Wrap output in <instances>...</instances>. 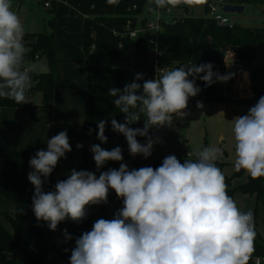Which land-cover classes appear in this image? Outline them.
<instances>
[{"label": "clouds", "instance_id": "9594fccd", "mask_svg": "<svg viewBox=\"0 0 264 264\" xmlns=\"http://www.w3.org/2000/svg\"><path fill=\"white\" fill-rule=\"evenodd\" d=\"M180 2L148 0L147 7L153 12ZM24 35V24L13 10L12 0H0V98L17 104L27 102L32 73L39 72L36 65L25 67ZM225 64L230 67L232 61L225 60ZM213 68L210 62L156 66L154 78L144 79L142 73H136L123 89L108 90L114 97L112 103L124 115L123 122L112 118L111 128L126 138L132 157L149 158L154 144L161 142L159 137L149 136L150 129L171 128L174 118L189 115V99L201 92L197 79L210 87L235 76L231 72L222 75ZM196 106L203 108L200 101ZM141 116L143 127H131ZM232 121L235 170H244L253 179L264 177V96L246 115ZM107 124L105 119L97 123V139L102 144L108 141ZM92 131L89 129V134ZM138 136L147 138L146 143H140ZM82 147L77 144L78 149ZM71 151L68 134L61 131L47 140L46 150H38L30 158L32 171L27 178L34 187L31 207L36 220L45 222L51 231L65 220L80 223L88 206L108 202L110 190L123 207L113 219L96 220L90 231L76 238L70 264H249L256 235L254 214L241 211L228 195L225 176L215 163L222 156L220 147L190 150L183 163L170 154L156 168L130 170L120 163L118 169L100 171L109 161L122 162V149L106 150L93 144L90 151L98 177L92 171L72 169L66 179L56 182L53 191H44L59 160ZM63 235L65 241L72 239L67 229Z\"/></svg>", "mask_w": 264, "mask_h": 264}, {"label": "trees", "instance_id": "16d2710c", "mask_svg": "<svg viewBox=\"0 0 264 264\" xmlns=\"http://www.w3.org/2000/svg\"><path fill=\"white\" fill-rule=\"evenodd\" d=\"M85 15L82 30V45L85 53V62L88 69V80L86 87L85 115L81 123L65 122L62 125L71 130L81 128L89 133L92 129L93 144H100L106 150L116 146L121 147L123 161L116 162L117 166L124 163L126 159H132L134 165L139 168L151 166L159 167L163 159L159 160L152 155L145 159L137 155L129 154L126 138L118 145L113 144V139L121 134L111 128V119L123 122L124 115L112 103L114 97L108 94L112 87L123 89L125 84L132 82L136 73H142L144 79H151L153 72L152 63L148 62V53L144 52L145 46L128 36H121L124 26L130 19L140 16L148 5V0H62ZM194 2H205V10H208L210 2H222L224 4L244 5L258 4L262 7L264 15V0H188ZM53 2L49 12L55 13ZM134 6L137 8L135 9ZM187 12V9L184 8ZM52 32L25 33L24 44L28 48L25 62L33 63L43 61L48 67V73H32V87L27 92V102L17 104L12 100L0 98V110L2 108L37 109L39 106L29 102V98L36 91L42 93V106L53 107L56 67L59 63L55 40L57 22L55 15L50 20ZM117 32V34H116ZM160 48L164 51L167 60H178L186 63H212L213 71L224 74L223 63L226 59H234L236 66L246 68L250 71L252 87L256 93L254 100H243V103L255 105L261 96H264V24L262 28H249L235 25L234 27H223L205 17L187 16L175 22L171 21L162 26L159 34ZM132 62L134 66L131 67ZM143 83V81H139ZM196 84L201 92L196 100L210 103H236L241 101L236 98L232 83L224 84L216 82L212 86H206L203 81L197 79ZM108 121L105 135L107 143H101L97 139V123L99 120ZM1 120V112H0ZM142 121V120H141ZM141 121L138 122L141 124ZM135 128L134 126H131ZM144 137H137L140 142ZM36 152L32 150H9L0 149V195L5 196L15 205V214L6 211L0 214L8 221L12 231L0 221V251L9 253L10 259L5 264H50L49 256L52 250L57 251L63 259L64 264H70L71 249L75 247L78 236L65 241L60 231L50 232L43 227L32 223V196L34 187L28 180V173L32 171L29 160ZM91 157L93 172L96 170L93 154L84 153L85 163ZM183 163L184 159H179ZM223 174L227 162L216 161ZM107 162L103 168L111 165ZM101 168L100 171L103 169ZM245 175V171L235 172L232 176H225L228 195L233 199L237 193L255 196L257 202H264V177L253 179L251 176L241 183L234 185V180ZM67 177H49L44 184V191H53L58 180ZM109 193L114 197L117 207L122 208L123 202L117 198L114 190ZM23 209V212H21ZM108 205H90L87 211L107 213L110 211ZM89 214V212H88ZM71 221V220H68ZM91 227L94 223L90 216L82 221ZM86 227V226H85ZM256 233L254 239V252L249 264H255V258L264 259V231L261 232L254 227ZM60 232V233H59ZM69 249V251H65Z\"/></svg>", "mask_w": 264, "mask_h": 264}, {"label": "rangeland", "instance_id": "374dc122", "mask_svg": "<svg viewBox=\"0 0 264 264\" xmlns=\"http://www.w3.org/2000/svg\"><path fill=\"white\" fill-rule=\"evenodd\" d=\"M13 10L17 11L20 15L21 20L24 24L25 33H35V32H52L50 25V20L55 15L57 22L56 30V39H57V54L60 53L68 54L71 52L74 56L79 53L81 44H82V30H83V15L78 12L76 9L68 5L64 1H57L55 4V13L54 15L49 12L44 5L38 0H12ZM179 6V7H178ZM23 7L26 8V11L23 12ZM187 9L188 16L195 17H206L208 14L205 10L204 4L194 1L181 0V2L174 7L173 15H179L183 13V10ZM225 15L229 18L231 24H236L242 27L249 28H262L264 24V15L262 13V7L258 4H250L245 7L244 12H224ZM28 50V48L26 47ZM27 63H33L31 61H26ZM237 95V94H236ZM202 102L203 108H197V101L192 105L188 103L187 115L185 118H174L173 127L169 128L163 134H157L154 139L157 137L160 138L161 142L155 143L153 147V157L156 159H164L170 154H174L178 159H185L188 152L198 150L202 147L208 146H217L222 149V156L217 161L227 162L224 172L226 176H232L236 172L234 168L235 162V141L232 131L233 119L236 116L246 115L250 107L254 106L253 104L243 103L238 101L236 103H210ZM31 103H39L40 106L37 109H19V115L15 126L13 127L9 119L2 118L0 120V146L4 150H41L47 148V140L52 137V133L56 130L57 126L52 127V130L49 129L48 124L51 122L57 121L61 118V106L53 107L52 110L47 107L42 106V93L36 91L32 97L29 98ZM79 102V101H78ZM61 104V103H60ZM78 112L74 114L77 115ZM124 121V120H123ZM140 127V123L131 125ZM59 128H66L59 126ZM80 129V128H79ZM75 129L73 131L66 130L69 142L71 143L72 151L66 153V157L62 160H59L65 167L62 171L70 172L72 169L87 170L93 172L92 159L89 157L85 163L84 153L90 152V147L92 145V137L90 134L80 129ZM65 131V130H64ZM61 132V131H60ZM40 136L38 138L39 142L37 146H22L29 142L35 141L34 136ZM17 135L19 137H17ZM55 135V133H54ZM53 135V136H54ZM150 136V135H149ZM123 139V135H119L113 139V144L116 146ZM147 138H143L140 143H146ZM24 143V144H21ZM77 144H82L83 147L78 149ZM127 164L128 168L139 169V166L134 165L132 159H126L124 161ZM116 162L112 161L111 165L106 166L101 171H107L110 168L118 169ZM57 171H60L56 169ZM100 173V172H99ZM98 173V174H99ZM250 176L245 172V175L242 177L245 180ZM0 208L10 209V204H14L12 201L7 199L5 196L0 195ZM114 197L109 193L108 202L102 205H108L110 209L107 213H94L90 210L89 215L94 222L100 218L103 219H113L115 213L120 208L117 207L113 202ZM117 208V209H115ZM254 212V227L264 231V225L262 223V218L264 217V202L260 203L257 217ZM32 223H36L35 215L31 216ZM7 225L8 222L4 221ZM82 233L88 231L87 227H82ZM91 227L89 228V231ZM0 264H4L3 256L0 253ZM58 264H61V261H58ZM62 264L64 261L62 260Z\"/></svg>", "mask_w": 264, "mask_h": 264}, {"label": "crops", "instance_id": "0c3cea01", "mask_svg": "<svg viewBox=\"0 0 264 264\" xmlns=\"http://www.w3.org/2000/svg\"><path fill=\"white\" fill-rule=\"evenodd\" d=\"M83 17H84V15H83ZM84 18H83V21H84ZM56 30H57V28H56ZM56 30H55V40H56V47H57ZM57 56H58V54H57ZM58 58H59V63L56 67V82H55L53 107L55 106L58 108L59 105H64V106H61V109H62L61 116L62 117L57 119V121H55L54 123L51 122L48 124L50 130H52V127H54V126H57L55 129L59 130L58 132L54 131L52 133V136L54 135V133L56 135L60 131H64V130L70 131L71 130L69 127L62 125L65 122H71V123H77V124L81 123L84 119L85 106H86V87H87V80H88V69H87L86 62H85V53L83 50V45L81 44L80 51L75 56L71 52H68V54H66V55L60 53ZM33 65H36L39 67V72H41V70L47 66L43 61L31 63V65H30V63H27V64L25 63V67L30 68ZM32 104L40 106L39 103H32ZM52 108H50V109L52 110ZM19 109H21V108H19ZM0 112H1V121H2V118L5 117V119H9L11 121V124L14 127L16 124L15 122H17V119L19 118L18 117V115H19L18 110H15L12 108H2L0 110ZM75 112H78L77 115L74 114ZM59 126L66 127V128H59ZM76 129L81 131L80 130L81 128L80 129L76 128ZM71 131H73V130H71ZM90 136L92 137V145H93V136L91 134H90ZM17 137H19V136L17 135ZM39 137L40 136H38V134L34 136V139H35L34 143L29 142L27 139V143L25 145H22V146H30V147L37 146V144L39 142V140H38ZM21 144H24V143H21ZM0 149L4 150L3 147H1V146H0ZM29 150L37 152L36 150H33L31 148ZM4 151H7V150H4ZM87 153L91 155L90 152H87ZM62 159L63 158H61L60 160H62ZM64 167L65 166L61 162H58V165L56 166V168L54 169V171L50 177H67L69 173H67V171H62V169H64ZM113 167L117 168L118 166H113ZM56 169H58L60 171H57ZM99 174H97V177L99 176ZM224 174H226V173L224 172ZM244 181H245L244 178L236 179V180H234V185H237L238 183H241ZM234 200H235L237 206L240 208L241 211L247 212L250 210L253 212V214L255 212L256 213L255 217H257V213H258L259 206H260L261 202L258 203L255 196H251V195L244 194V193L240 192V193H237L235 195ZM0 201H3V200H1V198H0ZM112 203L115 204V202H113V201H112ZM9 208L10 209H8V210L0 208V211H6L9 214L14 215L15 214V205L10 204ZM111 209H113L111 212V213H113L114 208L111 207ZM115 209H117V208H115ZM94 213H98V212H94ZM87 215H89V214H87ZM32 216H34V214ZM4 219L5 218L0 214V221L7 227V229H9V231H12L10 224L8 223V225H7L5 222H3ZM5 221H7V220L5 219ZM93 222H94V220H93ZM262 223L264 225V217L262 218ZM34 224H37V225L43 227L47 231L54 232V231L49 230V228L47 227V224L43 221H40V222L36 221V223H34ZM92 225H91V228H92ZM85 226L87 227V225L84 224L82 221L80 223H75L72 221L65 220L58 225L57 230H55V231H60L63 233L64 230L67 229V232L69 234H71V236L80 237L82 234V230H83L81 228L82 227L86 228ZM89 228L87 229L88 231H89ZM261 232H263V231H261ZM0 253L3 256V260H4V264H5V262L10 259L11 255L9 253H5V252H1V251H0ZM62 260L63 259L60 257V255L57 251L52 250L50 252V256H49L50 264H58V261H61V264H62Z\"/></svg>", "mask_w": 264, "mask_h": 264}, {"label": "built area", "instance_id": "2783aa9c", "mask_svg": "<svg viewBox=\"0 0 264 264\" xmlns=\"http://www.w3.org/2000/svg\"><path fill=\"white\" fill-rule=\"evenodd\" d=\"M40 1L45 8L49 9L52 7L53 2L62 1V0H38ZM204 4L205 2H199ZM178 5V4H177ZM176 5V6H177ZM224 3L222 2H210L208 4L207 16L205 18L214 21L217 25L223 27H234L236 24H231L229 18L224 13ZM153 7H155L153 5ZM175 7V6H174ZM174 7L170 6L168 9H157L156 11L150 12L148 7L146 6L145 11L137 16L135 19H130L126 25L124 26V31L121 33V36H128L134 41H138L145 46L144 52L148 53V62L153 65L152 78L156 75V66L161 68H174L181 64H185L182 61L176 60H167L165 58L164 51L160 48L159 44V34L162 30V26L165 23H169L171 21L175 22L183 17H187V12L183 10L182 14L173 15ZM179 7V6H178ZM136 9L137 7L134 6ZM84 17H86L84 15ZM117 34V32H116ZM231 60L232 64L230 67H226L225 61L223 63L224 66V74L226 73H235L234 78L229 80L227 83H232V88L235 91L236 98L239 100H254L256 98V93L252 87V80L250 71L246 68H239L236 66L234 59H226ZM262 62L264 64V56L262 57ZM135 63V62H134ZM132 62L131 67L135 65ZM140 64V63H139ZM151 78V79H152ZM196 100V96L189 99L190 105L194 103ZM176 118H185V117H176ZM144 117L141 116V128L143 127ZM169 127L163 128H152L149 131V135L154 139L157 134L165 133ZM255 264H264L263 258H255Z\"/></svg>", "mask_w": 264, "mask_h": 264}, {"label": "water", "instance_id": "95a60500", "mask_svg": "<svg viewBox=\"0 0 264 264\" xmlns=\"http://www.w3.org/2000/svg\"><path fill=\"white\" fill-rule=\"evenodd\" d=\"M22 10H23V12H25L26 8L23 7ZM244 10H245L244 5H239V4H236V5L225 4L224 5V11L227 13H230V12L242 13V12H244ZM48 71H49V68L46 66L44 69L41 70V73H47Z\"/></svg>", "mask_w": 264, "mask_h": 264}]
</instances>
